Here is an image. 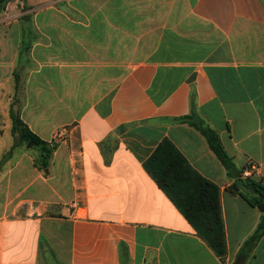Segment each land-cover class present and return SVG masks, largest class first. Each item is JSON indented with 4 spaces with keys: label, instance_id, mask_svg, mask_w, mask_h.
Segmentation results:
<instances>
[{
    "label": "crops",
    "instance_id": "obj_1",
    "mask_svg": "<svg viewBox=\"0 0 264 264\" xmlns=\"http://www.w3.org/2000/svg\"><path fill=\"white\" fill-rule=\"evenodd\" d=\"M6 9L0 264H234L263 213L227 190L239 175L177 119L194 109L236 169L264 185V0H13ZM12 110L57 143L47 169L13 135ZM165 139L220 188L224 260L145 169ZM246 264H264V235Z\"/></svg>",
    "mask_w": 264,
    "mask_h": 264
},
{
    "label": "trees",
    "instance_id": "obj_2",
    "mask_svg": "<svg viewBox=\"0 0 264 264\" xmlns=\"http://www.w3.org/2000/svg\"><path fill=\"white\" fill-rule=\"evenodd\" d=\"M12 1L0 0V13ZM27 9L24 6L23 11ZM28 18L29 15L25 14L21 19ZM16 87L18 90V76ZM11 118L13 121V135L20 142L30 144L32 149L38 150L39 155L36 164L41 169H47L50 165L52 153L57 148V143L50 144L40 139L22 121L18 112L12 110ZM177 120L194 127L206 138L210 148L221 161L230 177L239 175L227 190L233 195L243 197L251 206L258 208L263 213L256 231L244 243L234 262V264H246L254 248L264 235V185L250 177H244L243 172L236 169L235 163L226 152L218 133L194 109L189 115ZM144 165L159 187L189 221L197 235L207 243L218 257L224 260L227 254V244L219 186L194 170L177 147L167 139L157 146ZM245 192L249 193L250 196Z\"/></svg>",
    "mask_w": 264,
    "mask_h": 264
},
{
    "label": "built area",
    "instance_id": "obj_3",
    "mask_svg": "<svg viewBox=\"0 0 264 264\" xmlns=\"http://www.w3.org/2000/svg\"><path fill=\"white\" fill-rule=\"evenodd\" d=\"M66 132H67L66 130H62V131L58 132L56 135L57 138H61L62 136H64L66 134ZM248 175H249V173H245L244 176L247 177Z\"/></svg>",
    "mask_w": 264,
    "mask_h": 264
},
{
    "label": "rangeland",
    "instance_id": "obj_4",
    "mask_svg": "<svg viewBox=\"0 0 264 264\" xmlns=\"http://www.w3.org/2000/svg\"><path fill=\"white\" fill-rule=\"evenodd\" d=\"M7 8V7H6ZM4 12V15H7V16H9V17H11V15H9L10 14V12H9V10H7V9H5L4 11H2L1 13H3ZM0 13V14H1ZM13 14V13H12Z\"/></svg>",
    "mask_w": 264,
    "mask_h": 264
},
{
    "label": "water",
    "instance_id": "obj_5",
    "mask_svg": "<svg viewBox=\"0 0 264 264\" xmlns=\"http://www.w3.org/2000/svg\"><path fill=\"white\" fill-rule=\"evenodd\" d=\"M30 145V144H29Z\"/></svg>",
    "mask_w": 264,
    "mask_h": 264
}]
</instances>
